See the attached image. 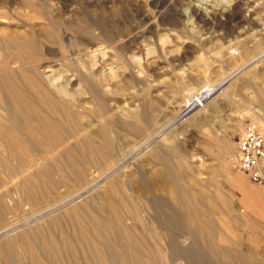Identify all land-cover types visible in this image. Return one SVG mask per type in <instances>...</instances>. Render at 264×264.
I'll return each instance as SVG.
<instances>
[{"label": "rangeland", "instance_id": "1", "mask_svg": "<svg viewBox=\"0 0 264 264\" xmlns=\"http://www.w3.org/2000/svg\"><path fill=\"white\" fill-rule=\"evenodd\" d=\"M30 35L37 56L16 62V50L5 49L3 41H26ZM0 45V76L28 75L52 99L72 103L74 134L104 128L112 155L65 167L57 163L59 154L66 147L78 150L72 135L65 136L54 148L55 160L45 159L48 186L31 199L14 188L23 174L1 173L0 196H7L0 243L66 217L75 206L94 204L115 181L137 209L130 214L123 206L122 224L161 251L149 253L152 258L129 253L128 264H264V182L251 181L234 164L244 122L258 127L264 143L258 103L264 98V0H0ZM229 73L234 75L224 81L222 94L197 110L194 120L178 118L189 92L217 86ZM13 114L35 123L42 113ZM40 152L37 147L29 156L33 162ZM77 167L85 178L73 177L70 171ZM167 168L177 173L179 186L201 196L196 182L202 183L215 201L211 235H192L187 228L181 207L165 193ZM109 237L117 240L119 233Z\"/></svg>", "mask_w": 264, "mask_h": 264}, {"label": "bare ground", "instance_id": "2", "mask_svg": "<svg viewBox=\"0 0 264 264\" xmlns=\"http://www.w3.org/2000/svg\"><path fill=\"white\" fill-rule=\"evenodd\" d=\"M35 42V37L30 35L26 41L6 39L2 44L5 49L16 50V62L23 63V61L37 56ZM4 73L0 76V111L2 114L0 122V174L13 177L23 174L20 180L14 184L15 190H19L22 196L31 199L37 190L45 185L48 186L45 159L50 157L55 160L54 148L63 145L67 135H72L77 141L78 150L72 151L69 147H66V150L63 149L64 151L58 156V164H63L65 167H69V165L79 166L87 164L86 162L92 160L93 157H98V160L101 161L111 158L110 142L104 128H100L97 133L89 131L88 135H75L78 121L72 103L67 100L52 99L45 88H41V85L35 82V78L27 77L28 73H26L27 76L22 74L19 79H16V76L14 77L10 71H4ZM24 86L32 89L36 93V97H40L41 103L34 100L36 97L32 98L31 95L30 97ZM209 87L212 88V92L204 105L184 113L180 117L181 119L183 118L188 122L194 120L195 112L204 108L213 97L222 94L224 88ZM4 91H6L7 96L3 97L1 94ZM59 92L61 95L65 94L62 89ZM23 110L36 111L42 114L35 123L28 120L21 121L14 116L13 112ZM134 118L139 120V116L136 114ZM37 147L42 148V152L35 154V157L36 155L38 157L33 162L32 157L29 156L34 155ZM12 160L18 161L15 166L12 165ZM31 162L40 163V167L32 169L34 164ZM70 172L76 179L85 178L83 169L72 168ZM60 176L64 177V175ZM42 178L45 180L40 181ZM213 178L214 175L210 177L211 180ZM167 180L169 183L165 187V193L171 202L181 207L186 226L192 235H211L213 231L211 216L218 209L215 201L204 189L203 184L194 182L203 189L200 192L202 195L199 196L196 191L187 189L185 184L179 186L176 183L177 173L170 168H167ZM229 180L231 181V179ZM95 181L96 179L93 184ZM90 183L92 184V181ZM2 184L0 179V185ZM3 196H7L6 192L0 196V223L3 220L5 209L2 204ZM123 206L130 207L128 209L130 214L137 211L136 206L134 204L129 205L125 195L118 191L116 182L112 181L108 186V194H99L94 204L86 205V207L75 206L66 217L56 216L46 226H39L31 231H22L15 237L0 243V264L1 262H5V264H65L66 259L72 264H80L81 259L89 263L92 262L91 264L93 262L97 264H128L126 258L129 253L136 254L137 258L141 257L140 254H144L145 257H154L149 253L161 252L160 249L150 248L140 234L130 232L122 224L121 209ZM116 231L119 233V239L115 240L109 237L114 235ZM153 236L154 233H150V237L153 238ZM119 240L120 244L118 243ZM76 253H80V255H76ZM181 259L183 260V258Z\"/></svg>", "mask_w": 264, "mask_h": 264}, {"label": "built area", "instance_id": "3", "mask_svg": "<svg viewBox=\"0 0 264 264\" xmlns=\"http://www.w3.org/2000/svg\"><path fill=\"white\" fill-rule=\"evenodd\" d=\"M233 49H231L232 51ZM212 88L201 85L189 92L181 101L178 118L184 113L202 107ZM264 143L258 127L251 121L244 122L235 141L234 164L246 172L253 182H264Z\"/></svg>", "mask_w": 264, "mask_h": 264}, {"label": "crops", "instance_id": "4", "mask_svg": "<svg viewBox=\"0 0 264 264\" xmlns=\"http://www.w3.org/2000/svg\"><path fill=\"white\" fill-rule=\"evenodd\" d=\"M262 55H264V53L261 54L260 56H262ZM258 57H259V56H258ZM258 57L251 59L250 61H248L247 63H245L243 66H241L240 68L236 69V72H235V73H237V72H239L240 70H242V68H244L245 65H247V64L250 63V62H252L253 60H256ZM233 75H234V74H233ZM233 75H232L231 73H229V74H228L223 80L226 79V81H227V80H228L230 77H232ZM223 80L219 81V83H218V85H217V86H219V88H222V87L225 86V85L223 84V83H224ZM221 82H223V83H221ZM258 103L260 104V106H261V108H262V110H263L262 113L264 114V98L258 99Z\"/></svg>", "mask_w": 264, "mask_h": 264}, {"label": "water", "instance_id": "5", "mask_svg": "<svg viewBox=\"0 0 264 264\" xmlns=\"http://www.w3.org/2000/svg\"><path fill=\"white\" fill-rule=\"evenodd\" d=\"M225 80H226V79H225ZM225 80H224V81H225ZM224 81H223V82H224ZM223 82H222V83H223Z\"/></svg>", "mask_w": 264, "mask_h": 264}]
</instances>
